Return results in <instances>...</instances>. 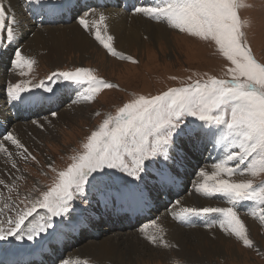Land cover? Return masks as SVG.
<instances>
[{
	"label": "snow or ice",
	"instance_id": "1",
	"mask_svg": "<svg viewBox=\"0 0 264 264\" xmlns=\"http://www.w3.org/2000/svg\"><path fill=\"white\" fill-rule=\"evenodd\" d=\"M29 2L52 14L65 6L63 0ZM243 6V0H155L148 6H134V13L166 21L170 27L192 37L214 42L219 54L229 62L224 76L196 80L189 77L190 83L168 88L158 95L136 96L118 107L114 115H106L87 136L83 150L71 157L72 162L58 172L52 169L56 176L46 191L35 199L26 197L11 206L5 204L10 213L6 216L4 209H0V241L59 239L65 227L76 228L87 219L85 209L78 211L74 206L77 200L87 206L95 199L106 209L116 211L146 204L153 192L171 190L192 151L214 141V146H223L222 154L211 165V172L204 168L198 171L202 179L194 184V191L205 198L224 197L230 206L191 207L177 200L171 215L184 220L219 214L220 227L251 247L252 241L236 206L243 201L264 206V180L254 183L253 179L233 177L264 174V62L256 59L245 39L244 22L239 17ZM89 15L96 13L85 11L78 17V24L111 55L132 60L122 56L109 42L113 37L106 36L104 14L99 13L98 20H89ZM16 24L15 16L0 3V31L6 34L9 46L16 39ZM3 44L4 40H0V46ZM6 50L0 47V51ZM14 56L12 65L20 69V75H27L24 69L31 71L35 61L23 56L19 48ZM27 84V81L10 84L7 88L10 99L38 103L51 99L59 89L79 87L83 90L78 99L91 101L100 88L115 87L83 67L54 71L40 83H32L31 87ZM32 89H44L50 95H36ZM11 148L25 161L36 159L8 132L0 138V153L11 159ZM11 166L17 167L15 162ZM4 184L0 180V185ZM252 214L264 223V207ZM148 227L141 229L147 240L165 244L156 222L151 224L156 230L152 234L147 233ZM60 264L71 262L61 260Z\"/></svg>",
	"mask_w": 264,
	"mask_h": 264
},
{
	"label": "rangeland",
	"instance_id": "2",
	"mask_svg": "<svg viewBox=\"0 0 264 264\" xmlns=\"http://www.w3.org/2000/svg\"><path fill=\"white\" fill-rule=\"evenodd\" d=\"M22 1L23 0H16L17 7L24 5ZM0 3H2L9 12L10 6L8 1L0 0ZM243 4L244 6L239 9V17L241 21L244 22L242 30L245 34V39L256 59L260 62H264V0H243ZM91 10H94L96 15H89L88 19H99V11L95 9ZM132 13L133 12H131V14ZM83 14H79V16H82ZM70 22L65 23L64 25L55 24L49 29H56V25H61V27H65V25H77L81 28L78 24V17L73 18ZM160 23L166 27V30L171 32L170 38L167 37L164 43H158V41L154 40L155 38L152 37V39H150L144 35L140 36L142 41L141 44L134 42L133 47L130 48V46H128L126 49L129 50L125 51L123 49L120 50L116 45V34L113 33V35H111L115 39L113 38L109 42L116 51L121 53L124 57H131L132 60L111 55L103 45L99 43V41L94 37H88L83 32L88 37L89 41L92 39L91 41H93L94 46L88 47V49L86 48L85 51L83 49H73L71 52H67L68 54L64 53V56L58 59L59 62L57 61V64L56 61L53 63L48 62V60L43 57V55L48 53V49H42L36 52L34 50L23 51L18 47L23 56L27 58L29 57L35 61L31 71L24 69L27 75H20V69L15 68L11 63V60L15 58V48L10 49L11 53L4 58V62L2 60L0 61V69L3 72V75L10 76L7 87L10 82L15 84L17 82L23 83L25 81L28 82L27 86L31 87L32 83H40L42 80H46L51 72L74 70L75 68L80 67L92 70L93 74L98 78L115 85V87L100 88V90L94 94L91 101H82L76 98L67 104L65 103L59 107L60 110L65 106H68L69 103L71 108L74 105L73 101H76L75 103L78 105L76 108L77 110H80L78 114L73 108L71 109L70 114L72 117L70 120L65 119L64 121H58L56 125H53L52 121L47 130L37 128L42 133L40 137L30 134V138H28L23 144L31 155L36 158L35 160H23L18 154H16L15 149H10V151L13 152L11 159L5 154L0 153V170L2 171L3 169L6 174V176H0V180L5 181L4 185H0V209H4L5 216L10 214L9 210L4 208L5 204L11 206L13 203H19L20 200H23L26 197L29 199H35L39 196L40 192L46 191L53 183L56 176V172H53L52 169L55 168L58 172L67 167V165L72 162L71 157L83 150L82 144L86 141L87 136L90 135L92 131L96 130L106 115H114L116 109L122 106L123 103L128 102L130 99L139 95L153 96L166 91L168 88L180 87L191 82L188 79L189 77H191L192 80H196L206 79L207 76H216L218 78L224 76L229 62L219 54L214 42L192 37L186 32H181L178 29L170 27L166 21L160 20ZM19 33L21 34V32ZM23 36H25L24 32L20 38H23ZM0 40H4V43H7L6 34L2 31H0ZM145 45L148 46L146 47ZM82 90V88H79L78 92ZM8 98L10 97L5 96L2 98V105H4V107L6 106ZM4 111L6 114H9V107H7L6 110L4 109ZM33 120L37 119L29 118L22 122H32ZM15 129L16 126L13 125L10 132H14ZM31 142L33 143L31 144ZM13 162L17 165L15 169L11 166ZM49 165H51V167H49ZM194 168V166L190 167V169ZM201 168H205V170L209 172L212 171L210 164L209 166H207V164H202L201 167L192 171V174L190 175L191 180L184 175L186 180V182H184V189L187 191L181 195L185 198L183 203H189L191 201V207H200L197 201L206 204V206H230L226 201L218 198H205L199 194L196 196L192 194L194 191V184L202 179L197 175ZM240 178L242 180L253 179L254 183H258L260 180H264V174L257 177H251L249 174H237L233 177V179L236 180H241ZM178 197H176L175 200ZM159 198L160 196H157V199ZM92 200L94 201V199ZM208 201H211L213 205H209ZM91 203L85 206L77 200L74 202V206L78 211L80 209H85V213H90L91 208L94 209V205H91ZM156 203L159 202L157 201ZM204 206L205 205H203V207ZM261 207L264 206L252 201L250 211H253L254 208L258 211ZM163 208L164 209L158 210L157 212L153 210L151 211L153 217L150 223L153 221L157 222L160 215L166 216L167 212L169 213V204ZM242 209L243 208H237L238 215L245 224L246 234L252 241L251 247L245 246L242 241L235 237L234 234L225 232L220 227L218 221L195 226L193 228V226H183L177 223L174 219L178 226L170 225L171 230L173 232L176 227H179L180 229L182 228V233L188 237L187 247L190 249L189 252L191 254L187 257L185 255L184 257L178 256L174 253L172 254L171 251H176V247L170 246L169 248H158L155 244H149L150 242L145 238L140 239L138 235H135L134 237L137 236L136 238L140 240V249L143 250L142 247L150 246L154 249L165 252L160 256L158 252L151 255L143 250L137 254L135 253V257L131 260L123 258L121 264H264V223L259 220L258 215H253V212H246ZM38 212L42 214L43 210H38ZM169 215L171 217V213H169ZM203 219L206 221L208 216L203 217ZM86 220H91V218L88 217ZM147 222L148 221L130 231L123 230L119 233L117 231H111L110 235L113 237L115 235H120L123 232L124 234L127 233L134 235L135 232H142V226L145 224L148 225ZM208 225H212V227H209ZM151 228L149 231L152 232H149L148 234H152L156 231L154 228ZM104 235L107 236L106 233H103L98 239L91 238V240L92 242H98L100 238L105 237ZM45 240L46 239H40V241ZM85 241H90V238L83 235L81 242ZM11 242L0 241V246H2L1 248H5L3 245H7L6 247H8ZM80 243L74 248L71 247V249L65 246L66 252L61 257L62 260L65 259L68 253L74 251V249L75 251H80V246L82 245V243ZM36 244L37 240L32 242L24 240L20 246H23V248H25V246L30 248ZM178 247L180 249V246ZM11 248L13 250V247ZM168 251H170V254H167ZM205 251H207L206 254L204 253ZM86 260L88 264H115L108 260L93 259L92 256H89V258H83V261Z\"/></svg>",
	"mask_w": 264,
	"mask_h": 264
},
{
	"label": "bare ground",
	"instance_id": "3",
	"mask_svg": "<svg viewBox=\"0 0 264 264\" xmlns=\"http://www.w3.org/2000/svg\"><path fill=\"white\" fill-rule=\"evenodd\" d=\"M7 1H8L9 6H10L9 14L14 15L16 20H17V24L15 26L16 39L13 41V43L10 46L7 43H4L1 46V47H6L7 50L6 51H0V61L1 60L3 62L5 61L4 58H6V56L11 53L10 49H12V47L14 45H18V47L23 51L34 50L37 52V51L42 50V49H48V53L46 55H43V57L46 60H48V62L53 63L54 61H56V64L59 62L58 59L62 58L64 56V53L71 52L73 49H78V50L83 49L85 51L86 48L88 49V47L94 46L93 41H91L92 39L90 41L88 39V37H94V36L90 32L85 31L82 27L79 28L77 25H74V26L65 25V27H61V25H56L57 26L56 29H49L53 25H50V26L49 25H38V24L33 23L25 11V8H24L25 5H21V6L17 7L16 0H7ZM95 10H98L99 13L102 12L104 14V16L106 17V20H105V22H106L105 23L106 36L107 35L111 36V35H113V33H115L117 36L116 45L118 46V48L120 50L123 49L125 51H128L129 49L127 50L126 48L128 46H130V48L133 47L134 42H138L141 44L142 41H141L140 36H144V35H146L150 39H152V37L155 38L154 40L158 41V43L159 42L164 43L166 41L165 39L167 37L170 38L171 32L169 30H166V27L160 23V20H154V19L149 20L146 17H144L142 14H137L134 12L132 14L126 13V12H123L122 10H120L119 8L95 9ZM98 17H99V15H98ZM96 19H98V18H96ZM62 25H64V24H62ZM18 31L21 32V34ZM23 32H24L25 36H23V38H20V36L23 35ZM102 34H104V33L102 32ZM169 41H170V39H169ZM145 43H146V41H145ZM125 45H127V46H125ZM145 46L147 47L148 45H145ZM4 69H5V67H4ZM9 78H10V76L3 75V72L0 69V117L4 116L5 118L10 120L8 123V130H7L8 132H10L11 127L13 125L16 126L15 131L14 132L11 131V132L21 141V143H24L28 138H30V136H29L30 134H34V136L40 137L42 135V133L38 129L47 130L48 127H50V124L52 121H53V125H56L58 121H64L65 119L70 120V118L72 117V115L70 114L71 109L74 108V110L77 114L80 111L79 109L77 110L76 106H78V105H76V103H74V105L71 108L69 106V104H70L69 103L68 106H65L61 110L58 107L53 112L46 113L43 117L39 118V116H38L36 118L37 120H33L32 122H30V121L25 122V123L22 122V121H26L27 119L32 118V117H29L26 120H19V119L16 120L14 118L15 112L12 111L11 108L9 107L8 112L10 115L6 114L4 111V109L6 110V108L3 109L4 105H2V98H4L5 96H8V94H7V88H8L7 83L9 81ZM10 84H12V83L10 82L9 85ZM32 91H37V92H35L37 94L41 92L44 95H48V93L44 92V89L43 90L42 89L41 90H34L33 89ZM22 94H24V93H22ZM77 98H78V96H77ZM52 113H56L57 115L53 116V115H51ZM33 118H35V117H33ZM34 121L36 123H34ZM32 143L33 142H31V144ZM11 149H14V148H11ZM15 152H16V150H15ZM187 162H189V160H187ZM209 164H210V166L212 165V163H208L207 166H209ZM190 167H193V166H190ZM3 175L6 176L4 170L2 169V171L0 170V176L2 177ZM183 178L185 179L184 176H183ZM0 188H1V186H0ZM192 194L194 196L197 195V193H195V191H193ZM182 197L183 196H180L176 200L174 199L173 201L180 200L182 202V205H184V206L190 205L191 206V201L189 203H183L185 198L184 197L182 198ZM172 202H170L171 204L169 203V213H171L173 208L176 207L175 202H173V203ZM208 202H209L208 203L209 205H213V203L211 201H208ZM197 203H198V205H200V207H203V205L206 206V204H202L201 202L197 201ZM93 207H95V204ZM93 210L94 209L91 208L90 213H85L87 218L92 217ZM253 211H256V209L254 208ZM169 213L167 212L166 216L160 215L159 220L156 222V224L159 226V228L162 229L161 235H162L163 240L165 241V244L157 243L155 245L158 248H163V247L169 248L170 246L176 247L175 248L176 251H174V250L171 251L172 254L174 253L178 256H184L185 255L187 257L189 254H191L189 252L190 249L187 247L188 237H187V235H184L182 233V231H181L182 228L180 229L179 227H176L172 232L170 225H173V226H178V225H176V223L174 221V217L172 218V215L170 217ZM151 214H152V212H151ZM151 219L152 218L147 220L148 225L145 224L144 226H142L143 228L145 226H149L147 228V233L152 232V231H149V229L151 228L150 225L152 224V223H150ZM194 227L195 226H193V228ZM65 228H69V227H65ZM104 229L105 228H102L101 230H104ZM116 231L118 233L120 232L119 230H116ZM116 231H114V232H116ZM110 232L111 231L106 233L107 236L104 235L105 237L100 238L98 240V242H94V241L92 242L91 239H90V241L81 242L82 245L80 246V248H81L80 251H78L77 249H76L77 251H75V249H74V251H71L70 253H68V255L65 257L64 260H69L71 262V264H83V262H84L83 258H89V256H92L93 259H96V260H108V261H111V263L114 262L115 264H121L123 258L131 260L132 258L135 257L134 256L135 253L137 254L138 252H141L143 250L147 251L148 254L150 253L151 255H154V253L158 252L160 254V256H161V254L163 255L165 252V251H160V250L154 249L150 246L142 247L143 250L140 249L139 248V246H141L139 244L140 240L138 238H136L137 236L136 237H134V236L138 235L140 239L145 238L147 240L146 234L143 231L139 232V233L135 232L134 235L133 234L130 235L127 233L124 234V232H123L120 235H115L113 237H111L112 235H110ZM196 235H198V234H196ZM101 236L102 235H100L99 237H101ZM43 242H45V241H41V244ZM68 244H70V241H67V245ZM149 244L152 245V243H149ZM178 246H180V249ZM11 247L12 246L9 245L8 247H5L3 249H5V251L6 250L11 251L12 250ZM37 247L38 246L34 245L33 247L22 249V250H30V249L37 248ZM143 253H145V252H143ZM204 253L206 254L207 251H205ZM167 254H170V251H168ZM124 261H126V260H124ZM96 263H98V262H96ZM100 263H102V262H100ZM57 264H59L58 261H57Z\"/></svg>",
	"mask_w": 264,
	"mask_h": 264
}]
</instances>
